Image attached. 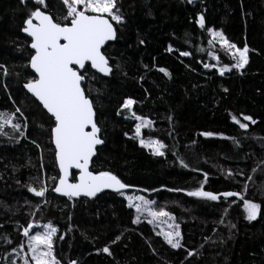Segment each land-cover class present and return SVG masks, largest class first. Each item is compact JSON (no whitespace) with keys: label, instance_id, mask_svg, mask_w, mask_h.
I'll return each instance as SVG.
<instances>
[{"label":"trees","instance_id":"1","mask_svg":"<svg viewBox=\"0 0 264 264\" xmlns=\"http://www.w3.org/2000/svg\"><path fill=\"white\" fill-rule=\"evenodd\" d=\"M47 5L55 20L66 14L61 0ZM37 6L35 0H0V113H14L13 123L21 124L0 134V261L25 244L24 227L51 222L62 264H264V0H117L125 22L114 23L116 39L104 49L113 70L103 76L88 64L83 87L104 140L91 169L112 172L130 189L75 198L53 190L60 175L54 119L25 88L35 74L31 40L22 29ZM209 28L238 47L247 44L243 69L221 75L204 67L210 51L232 64L225 48L210 43ZM127 98L136 101L130 110L121 107ZM133 112L153 122L143 136L162 141L163 156L139 143ZM234 115L249 128L241 129ZM202 184L205 191L240 193L243 199L188 195ZM45 185L43 197L30 191ZM127 193L171 213L182 247L167 244L148 219L134 223ZM244 199L261 205L255 220L247 219ZM105 246L111 255L102 251Z\"/></svg>","mask_w":264,"mask_h":264},{"label":"snow or ice","instance_id":"2","mask_svg":"<svg viewBox=\"0 0 264 264\" xmlns=\"http://www.w3.org/2000/svg\"><path fill=\"white\" fill-rule=\"evenodd\" d=\"M61 2L66 7V14L54 20L53 15L47 11V0H35V4L38 6L28 14L22 29L31 37L30 48L34 50V54L30 56L29 64L36 74V78L29 79L25 87L54 119L51 135L61 175H59L58 184L53 190L69 198L81 195L96 197L104 189H113L123 195L122 190L129 188L130 185L123 183L117 175L109 171L89 169L97 146L102 145L104 141L100 138L101 129L95 119L93 101L82 87L86 77L81 74V70H84L90 63L91 68L96 69L99 73L107 75L112 72L110 58L104 54L102 49L106 42L116 39L117 30L114 23H124L125 17L117 6V0H61ZM189 2L191 3L192 0ZM198 24L201 28L205 27L203 13L199 14ZM207 30L214 40L218 39L220 45L233 56L236 61L233 66L236 69H243L249 63L247 44L238 47L228 41L222 31H215L212 28ZM140 43L143 44L144 41L140 40ZM182 55L188 56L190 53L184 52ZM212 55L219 60L215 53ZM204 67H215V65L204 64ZM226 70H229L227 64L219 68L221 75ZM159 71L170 76L165 68H160ZM4 73L7 74V68H4ZM135 103L136 101L132 98H127L121 107L130 110ZM132 115L139 121L135 126V135L139 138V143L150 149L154 155L163 156L165 145L162 141L151 138L144 139L142 136V129L150 127L153 122L147 117L136 116L135 112ZM240 115L244 121H249L252 124L257 122L250 115L245 116L243 113ZM12 116L14 113H0V134L7 135L4 132L6 125H11L14 130L21 128V124L12 122ZM232 120L241 129L249 128V123L241 122V119L235 115L232 116ZM202 135L212 136L214 134L205 132ZM180 163L184 165L183 160ZM184 166L187 167V165ZM73 167L80 170L79 177L74 183L69 180L70 170ZM205 179H207V173H205ZM30 191L43 197L47 187L46 185L42 186L39 190L30 188ZM177 191H183V189H177ZM188 195L213 201L220 200L221 197L241 196L240 193L234 192L205 191L203 184L198 189L188 192ZM241 198L243 199L242 196ZM128 201L129 206L134 208L137 213L134 223L140 221L142 214L151 217L148 223H155L157 220L164 222L163 218H171L173 224L168 225L167 231L158 234L163 235L164 240L172 248L182 247L180 225L174 223L175 218L171 213L163 208L157 210L153 207L154 201L148 200L144 196H129ZM244 207L249 220H255L260 214L261 205L252 200L244 199ZM33 227L34 225L30 223L23 229V234L28 237V250L31 252L30 257L27 253L24 254L23 264H62L61 260L56 258L53 250L57 228L49 222L43 226L42 232L36 231L34 235H30V229ZM120 239L121 236L118 235L112 243H116ZM18 248L23 249L24 245L21 244ZM17 251V248L12 249L14 253ZM102 251L109 255L112 254L109 246H105ZM187 254L192 256L193 251L190 250ZM68 264H77V261L69 260Z\"/></svg>","mask_w":264,"mask_h":264},{"label":"rangeland","instance_id":"3","mask_svg":"<svg viewBox=\"0 0 264 264\" xmlns=\"http://www.w3.org/2000/svg\"><path fill=\"white\" fill-rule=\"evenodd\" d=\"M211 40H212L213 43H216V44H219L220 45L219 40L218 39H215L214 40L213 36H212V39ZM223 48H225V47H223ZM212 53H215V55L218 56L217 52L210 51V53H209L210 63L209 64L215 65V68H217L218 70H219L220 67L226 65L225 63L222 62V60L220 58H219V60H217L212 55ZM228 56L230 57V59H232V64H227V65H229V70H226L225 72L230 71L231 68L234 67L233 65L236 62L235 59L233 58V56L229 52H228ZM211 68H213V67H211ZM12 122H13V118H12ZM6 126H11V125H6ZM143 130H144V128L142 129V136H143ZM143 138L144 139H149V138L155 139V138H152V137H144V136H143ZM125 195L127 196V198L129 196H132V197L139 196L138 194H128V193L125 194ZM141 217L146 218L148 220L151 219V217L147 216V214H142ZM163 221L164 222H162L161 220H157L155 223H152L158 229L159 232L167 231L168 230V225L173 224V220L171 218H167V217L166 218H163ZM47 223H49V222L36 223V224L35 223H32L34 225V227L32 229H30V235H34L36 231H41L42 232L44 230V227L43 226L46 225ZM174 223H176L175 222V219H174ZM25 253H27L29 257L31 256V252L28 250V237L27 236H26L24 248L23 249H18V251L15 252V253L13 252V255L9 258V260L8 259H4L3 261H0V264H13V261H15V264H23V256H24Z\"/></svg>","mask_w":264,"mask_h":264},{"label":"water","instance_id":"4","mask_svg":"<svg viewBox=\"0 0 264 264\" xmlns=\"http://www.w3.org/2000/svg\"><path fill=\"white\" fill-rule=\"evenodd\" d=\"M54 19V18H53ZM55 20V19H54ZM114 26H115V24H114ZM28 38H30V40H31V37L27 34V33H24ZM116 36H117V32H116ZM115 40V39H114ZM114 40H111V41H108V42H106V44H105V46H104V48L102 49V51H104V49H105V47L107 46V44L109 43V42H112V41H114ZM31 44V43H30ZM32 50V49H31ZM33 51V54H34V50H32ZM104 54H105V52H104ZM106 55V54H105ZM107 56V55H106ZM108 57V56H107ZM88 65V64H87ZM87 65H86V67H87ZM89 65H90V63H89ZM110 65H111V62H110ZM91 66V65H90ZM111 67H112V65H111ZM31 68V67H30ZM93 69V68H92ZM31 70H32V72L35 74V71H34V69H32L31 68ZM85 70H86V68L84 69V70H81V74L83 75V72H85ZM112 70H113V67H112ZM93 71L94 72H96V73H98V74H101V75H103V76H109L110 74H107V75H105V74H103V73H99L96 69H93ZM35 78H36V74H35ZM82 87H83V84H82ZM26 88V87H25ZM84 88V87H83ZM26 90L28 91V89L26 88ZM86 92V91H85ZM28 93L30 94V95H32L33 97H34V95L31 93V92H29L28 91ZM37 101H38V99L36 98V97H34ZM91 99V98H90ZM92 100V99H91ZM39 102V101H38ZM40 103V102H39ZM41 104V103H40ZM42 105V104H41ZM94 105V104H93ZM43 107V106H42ZM46 110V109H45ZM94 110H95V107H94ZM47 111V110H46ZM51 115V114H50ZM95 119H96V122H97V112H96V110H95ZM98 124V123H97ZM98 126H99V124H98ZM100 127V126H99ZM101 129V128H100ZM100 138H101V132H100ZM102 139V138H101ZM103 140V139H102ZM104 141V140H103ZM54 144V143H53ZM104 144V143H103ZM102 144V145H103ZM102 145H98L97 146V149H96V154L93 156V158H92V160L90 161V164H89V169L90 170H92L91 169V167H92V163H93V160H94V158L97 156V153H98V148L99 147H101ZM54 147H55V145H54ZM56 162H57V166H58V169H59V165H58V161L56 160ZM77 172V175H76V178H78L79 177V174H80V170L79 169H76V168H72L71 170H70V176H69V180H70V182H76V178H74V172ZM59 172H60V169H59ZM60 175H61V172H60ZM58 184V181H57V183H56V185ZM128 189H130V187L129 188H126V189H123L122 191H125V190H128ZM107 191H109V192H114V193H118L117 191H115V190H113V189H104L101 193H98L97 194V196L98 195H100V194H102V193H104V192H107ZM55 192V191H54ZM56 193V192H55ZM57 195H59V196H66V195H64V194H62V193H56ZM80 197H87V196H84V195H81Z\"/></svg>","mask_w":264,"mask_h":264}]
</instances>
